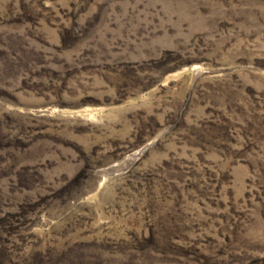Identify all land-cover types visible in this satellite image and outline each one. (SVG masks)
I'll use <instances>...</instances> for the list:
<instances>
[{
  "label": "rangeland",
  "instance_id": "obj_1",
  "mask_svg": "<svg viewBox=\"0 0 264 264\" xmlns=\"http://www.w3.org/2000/svg\"><path fill=\"white\" fill-rule=\"evenodd\" d=\"M0 264H264V0H0Z\"/></svg>",
  "mask_w": 264,
  "mask_h": 264
}]
</instances>
